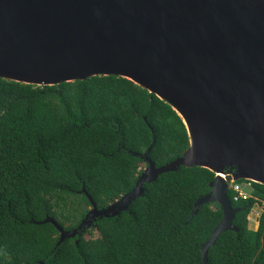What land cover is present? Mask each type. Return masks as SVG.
Wrapping results in <instances>:
<instances>
[{
	"label": "trees",
	"instance_id": "1",
	"mask_svg": "<svg viewBox=\"0 0 264 264\" xmlns=\"http://www.w3.org/2000/svg\"><path fill=\"white\" fill-rule=\"evenodd\" d=\"M147 157L160 166L188 147L181 118L154 93L118 75L35 85L0 77V264H197L221 219L210 191L214 173L179 166L142 184L115 216L82 224L135 185ZM234 167H225L232 172ZM236 200L232 224L208 248L206 264H264V209L256 230L247 216L264 203V185ZM84 190V192H83ZM53 218L67 232L60 240ZM78 226H80L78 228ZM76 232L73 234L74 229ZM96 231V237H86Z\"/></svg>",
	"mask_w": 264,
	"mask_h": 264
},
{
	"label": "water",
	"instance_id": "2",
	"mask_svg": "<svg viewBox=\"0 0 264 264\" xmlns=\"http://www.w3.org/2000/svg\"><path fill=\"white\" fill-rule=\"evenodd\" d=\"M109 74L168 103L192 151L155 166L149 147L146 168L129 192L101 209L87 195L91 207L82 224L127 210L142 184L161 173L204 167L214 178L190 217L210 202L222 212L200 248L197 264H206L217 237L237 231L229 180L247 179L234 178L237 173L264 180V0H0V77L50 85ZM41 222L52 223L60 240L66 236L53 218Z\"/></svg>",
	"mask_w": 264,
	"mask_h": 264
},
{
	"label": "rangeland",
	"instance_id": "3",
	"mask_svg": "<svg viewBox=\"0 0 264 264\" xmlns=\"http://www.w3.org/2000/svg\"><path fill=\"white\" fill-rule=\"evenodd\" d=\"M146 166H143V170H145ZM238 186L241 188V190L243 192H245L246 194H249L250 192V185L247 183V182H240V183H237ZM234 183H233V180H229L228 182V187H231L233 186ZM264 209V203H261V204H254V206L251 208V211L249 212L248 216H247V219H248V227L250 229H253V230H256L258 228V224H259V217L262 213ZM97 236V233L96 231H93V233L91 235H88L86 234V237H96Z\"/></svg>",
	"mask_w": 264,
	"mask_h": 264
},
{
	"label": "bare ground",
	"instance_id": "4",
	"mask_svg": "<svg viewBox=\"0 0 264 264\" xmlns=\"http://www.w3.org/2000/svg\"><path fill=\"white\" fill-rule=\"evenodd\" d=\"M151 88V87H150ZM153 89V88H152ZM155 92L159 95V96H163V97H166L161 91H159V90H155ZM186 123V122H185ZM186 125H187V123H186ZM188 126V125H187ZM187 130H188V133H189V136H191V138H192V130H191V127L189 126V127H187ZM190 144H189V148H188V150H186L185 151V155H188V154H190L191 153V151H192V145H193V142L191 141V142H189ZM219 174H220V172H218ZM220 175H224V174H220ZM246 177L247 179H250V180H255V181H259V182H263L264 183V180L262 179V177L261 176H259V175H256V174H253V175H249V174H246V173H237V174H235L233 177L234 178H236V177Z\"/></svg>",
	"mask_w": 264,
	"mask_h": 264
},
{
	"label": "built area",
	"instance_id": "5",
	"mask_svg": "<svg viewBox=\"0 0 264 264\" xmlns=\"http://www.w3.org/2000/svg\"><path fill=\"white\" fill-rule=\"evenodd\" d=\"M233 183H234V185L231 186V188L236 192V195L234 196V199L236 200L239 197L245 198L248 194H246L245 192H243L241 190V188L238 186V184L236 183V181H233Z\"/></svg>",
	"mask_w": 264,
	"mask_h": 264
}]
</instances>
